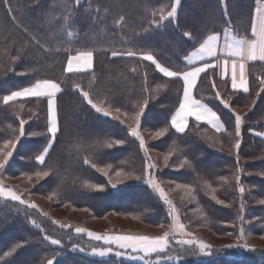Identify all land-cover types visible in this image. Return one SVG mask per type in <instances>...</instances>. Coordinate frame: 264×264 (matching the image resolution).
<instances>
[{
  "label": "trees",
  "instance_id": "16d2710c",
  "mask_svg": "<svg viewBox=\"0 0 264 264\" xmlns=\"http://www.w3.org/2000/svg\"><path fill=\"white\" fill-rule=\"evenodd\" d=\"M173 4L174 0H80L77 8L75 0H12L18 22L37 30L41 43L51 49L44 52L27 42L0 0V151L7 150L6 140L18 136L20 120L26 121L25 136L20 137L9 164L0 170L3 188L26 201L20 204L0 197V264H47L49 259L53 264H264V247L250 242L252 237L264 238V204L260 203L264 199V139L256 135L264 132V91L260 83L264 80V62L249 65L247 94L234 91L228 79L219 77L217 68L209 70L213 73L210 78L203 73L194 96L217 112L227 132L191 119L185 133L178 134L170 119L182 99V81L163 77L151 62L138 57L111 56L112 50L147 52L170 70H186L184 59L207 34L232 28L237 37L252 38L257 0H226V7L225 0H182L175 20L160 21L159 27L150 23L152 12L157 13L158 20V10L167 12ZM68 8L73 12L65 28L62 17ZM121 16L125 21L117 24ZM68 31L73 33L71 38ZM185 32L191 33L192 39ZM78 50L94 52V67L85 73H67V58ZM45 79L59 83L62 89L57 95L60 132L46 157V166L53 172L38 179L35 172L44 166H37L35 156L50 142L47 99L25 98L9 105L2 100L12 91ZM211 81H215V89ZM77 84L89 91L94 102L105 100L128 111L147 100L140 120L141 135L149 149L147 157L128 133V127L135 123L120 116L124 120L120 124L96 113L76 90ZM163 84L167 87H161ZM217 91L231 110L216 98ZM233 113L243 118L240 137L235 135ZM163 128H167L166 134L154 138ZM32 132L37 135H30ZM115 139L126 143L100 147ZM237 139L239 150L232 147ZM169 152L172 155L165 166L164 155ZM148 157L155 166L151 171L154 178L172 195L189 230L208 231L222 239L230 237L238 246L245 242L242 249L212 246L210 256H200L198 249L196 255H181L182 246L174 240L166 253H153L145 263L114 254L105 258L89 255L92 246L106 245L75 232L78 227L87 229V222L118 216L155 228H163L156 226L159 224L170 226L168 207L145 183ZM185 160L188 163L181 168ZM92 163L104 167L108 174L98 172ZM118 171L141 179L117 177ZM177 184L187 185L192 191ZM239 186L245 187L243 194ZM213 196L224 203H217ZM50 209L75 214L54 219ZM77 214H84L85 220L75 218ZM32 220L40 227H35ZM44 235L60 239L61 245H51ZM21 242L24 246L8 256ZM81 247L84 252L79 251ZM169 256V263L159 261Z\"/></svg>",
  "mask_w": 264,
  "mask_h": 264
},
{
  "label": "snow or ice",
  "instance_id": "6c2138e0",
  "mask_svg": "<svg viewBox=\"0 0 264 264\" xmlns=\"http://www.w3.org/2000/svg\"><path fill=\"white\" fill-rule=\"evenodd\" d=\"M5 5L6 11L8 12L9 18L15 25L17 29H19L22 33L26 35L27 42L33 44L34 46L40 47L44 52L51 51L50 48L45 47L41 40L38 38V31L35 29H31L26 25L18 22V15L14 12L12 7V0H2ZM182 0H174V4L171 9L167 12L160 8L159 11V19L157 20L155 17L157 13L152 12L153 19L150 21L152 25L159 27L160 21L165 20H175L178 15V7L181 4ZM76 7L79 8L80 0H75ZM257 4L259 5L255 10V17L251 24V36L253 39L248 38H235L231 31H226L224 33V43L221 45V36L219 34H207L206 38L202 39L199 43V47L194 51H191L190 55L186 56V64L190 67L187 70H170L169 67L162 66L153 54L147 52H137L133 50H125V51H111L112 57L117 56H128V57H138L140 60L149 61L152 65L155 66V69L158 70L163 77L166 78H176L182 81L183 84V93H182V102L179 103L178 111L175 112L174 115L171 116L170 124L171 127L175 130V133L183 134L186 129L189 127V120L193 119L195 122L200 123L203 122L207 125H210L218 132H227V129L224 127L223 122L221 121L219 115L212 108L207 106L204 103H201L199 100L193 98V89L197 85V81L200 79L201 74L208 73L209 78L213 75V73L209 72L210 69H215L218 66L222 68V70H226L231 64V88L236 91H242L247 94L249 92L248 80L245 75V65L247 61H260L264 62V0H257ZM226 7V0H225ZM97 13H99V9H96ZM73 9L68 8L67 13L62 17V21L64 27H68V21L72 16ZM56 19H61V17H56ZM95 19V17H94ZM125 18L121 16L117 21V24H123ZM148 31V29H145ZM36 34H33V33ZM68 37L71 38L73 33L72 31H68ZM184 35L189 39H192V34L189 32H185ZM59 51V49H57ZM65 51H69L65 49ZM228 57H233L237 59H232L229 61ZM19 58V57H16ZM94 52L92 50L87 51H77L76 54H69L66 63V72L67 73H85L89 72V70L94 67ZM199 62V63H198ZM135 71V68H133ZM21 75L24 72L20 73ZM224 72L222 71V75ZM93 79H95L93 75ZM146 79V76H145ZM262 88L264 91V80H261ZM211 86L213 89L216 88L215 81H211ZM161 87H167V84L161 85ZM76 90L80 92L84 100H86L87 104L90 105L91 109H93L96 113L101 114L104 117H111L112 119L118 120L120 124L124 123V120L120 119V116H124L126 119H130L135 123V127H128V133L131 137L135 138L139 142V147L142 149L147 157V153L149 149L146 147L145 140L141 135L140 131V120L141 116L144 114V107L147 105V100L145 99L143 104H137L136 110L128 111L119 106H113L110 103H106L105 100H101L99 102H94L93 98L90 96L89 91L84 90L80 87L79 84L76 85ZM61 92V87L59 83H56L51 80H41L37 81L34 85L25 87L22 90L12 91L10 94H6L3 96V104L9 105L10 102H14L20 99L25 98H46L47 99V107L49 114V125L47 127V132L49 134V140L54 142L57 136V133L60 132V122L59 116L56 106V95ZM216 98L220 100V103L224 108L231 110V106L228 102L220 97V92L217 91L215 93ZM259 95V93L257 94ZM23 104L19 105L20 108H23ZM113 112L118 115H113ZM235 117V135L236 137H240L241 135V124L243 118L233 113ZM26 121L20 120L18 136L8 139L4 142V148L6 151H0V170L5 168V165L9 164L10 158L13 156V152L16 149L17 143L19 142L20 137L25 136V125ZM167 132V128H163L159 131H156L154 134L155 137H161L165 135ZM30 135L35 136L37 133L32 132ZM256 135H262V133L257 132ZM126 143L125 140L115 139L111 142H106L101 144L100 147L111 148L114 145H123ZM236 150L240 148V141L237 139L232 145ZM52 148V143H48L45 148L35 156V162L37 166L41 167V170L35 172V176L38 179H43L52 174L53 169L48 168L46 166V157L49 156V152ZM172 155L171 152L164 155V164L168 166V160ZM147 169H153L155 166L151 162L150 157H148ZM85 164L89 163L88 159L83 161ZM188 161L185 160L183 164L180 165L182 168L184 164H187ZM237 163H239V157L237 156ZM98 172H103L107 175V171L104 167H99L96 163H92L91 165ZM251 174V173H249ZM264 175V174H262ZM117 177L124 176L125 178L141 179V176H136L133 174L125 175L123 172H116ZM31 179V176L28 177ZM226 179V178H222ZM236 184H240V176H236ZM146 185L152 190V192L158 194V198L162 200L163 204L168 207L169 215L173 220L172 228L173 233L179 232L182 235L190 236L191 233L184 232V225L180 223L177 211L174 206H172V202L168 199L164 188L161 186L162 182H158L156 178L152 176L149 172L147 174V179L145 181ZM88 187H97L100 188L102 186L99 185H87ZM113 187L115 185L113 184ZM177 187H188L189 191L192 189L187 185L177 184ZM214 191V190H213ZM238 191L240 194L245 192L244 186H239ZM0 197L10 198L12 201H18L20 204H25L26 201L21 198L20 195L16 194L11 190H5L3 185L0 184ZM50 198V196H49ZM213 199H217L215 196ZM217 203H224L221 200L217 199ZM261 204H264V199L260 201ZM29 207L36 208L35 204H29ZM83 211H88L89 209L84 208ZM31 223L39 228L40 225L36 220H32ZM157 227H164L163 224L156 225ZM61 228H64L65 225L61 224ZM75 232L86 233V235L94 240V241H102L103 245H108L109 247L103 246H92L90 248V255L105 258L108 257L109 254L113 253L112 245H115L117 249L123 250H131L133 253L137 255L132 257L133 259H144L145 256H150V254L156 253H166L169 248V236L173 233L165 232L161 237H149L143 235H101L91 231H86L84 228H76ZM241 234H243V230H241ZM175 238V237H173ZM44 240L49 241L51 245H61V240L57 238H52L51 236L44 235ZM175 243L177 245L182 246L180 249L181 255H196L197 249L199 254L204 256L212 255L211 246L204 242H197L192 239H176ZM196 245V247H193ZM24 246V243H16L11 251L7 253L8 256H11L17 249ZM187 246V247H184ZM79 251L84 252L85 249L83 247L79 248ZM143 254V255H140ZM115 256H121L122 253L120 251L114 252ZM172 259L171 256L168 257ZM47 264H53V260H47Z\"/></svg>",
  "mask_w": 264,
  "mask_h": 264
},
{
  "label": "rangeland",
  "instance_id": "374dc122",
  "mask_svg": "<svg viewBox=\"0 0 264 264\" xmlns=\"http://www.w3.org/2000/svg\"><path fill=\"white\" fill-rule=\"evenodd\" d=\"M146 170L148 171V173L150 172L152 174V176L154 177L153 173L151 172L153 169H147V167H146ZM146 177H147V175H146ZM162 187H163V185H162ZM5 190L7 191L10 189H5ZM165 193H166L167 197L170 198V201L172 202V206L175 207L180 223L184 225V232L185 233H191L190 236L182 235L178 231L173 233V228H172L173 220H172L171 216L169 217L170 226H168V228H166V227L155 228V227L150 226V225L141 224V223H138L136 221H131L128 219H123V218H120L118 216H110V217H107L105 220L87 222L85 225V226H87L86 231H91V232L101 234V235H143V236H149V237H161L164 235L165 232H169V233H173L172 235L169 236V247H170V245H173V243H174L173 241L176 239H192V240H195L197 242H204L206 244H209L211 246V249H212V246L224 247V248L236 246V247H238V249H242V246H243V244H245V242L240 243V246H238L237 240L230 238V237L222 239V238H217L216 236H214L212 233H210L208 231H204V230H200V229L189 230L188 227L183 223V217H182L181 213L176 208V206H177L176 201L171 198L172 195L169 196L168 192L165 191ZM38 200L45 207L51 208L50 204H47L43 200H40V199H38ZM49 212L54 219H58V218L59 219H66V216L70 217L73 214H75V213L71 214V213H69L63 209H52V210L50 209ZM83 217H84V214H77L75 216V218H77V219H83ZM84 220H85V217L81 221H84ZM84 234H86V233H84ZM173 237H175V238H173ZM250 242L253 246H257L258 248L264 247V238L252 237L250 239ZM106 247H109V246L106 245ZM111 247H113V253H111V254H114L115 251H120L122 253L121 256H124L126 259H129L131 261H135V262H139V263H145L146 258L149 257V256H145L144 259H138V258L133 259L132 257L136 256L137 254L133 253L130 249L129 250L117 249L115 247V245H112ZM124 252L128 253V255H123ZM140 255H143V254H140ZM91 256H93V255H91ZM200 256H204V255L200 254ZM204 257H206V256H204ZM171 260L172 259H167V258L166 259H159V261L161 263L162 262L169 263Z\"/></svg>",
  "mask_w": 264,
  "mask_h": 264
},
{
  "label": "crops",
  "instance_id": "0c3cea01",
  "mask_svg": "<svg viewBox=\"0 0 264 264\" xmlns=\"http://www.w3.org/2000/svg\"><path fill=\"white\" fill-rule=\"evenodd\" d=\"M259 5H257V7H258ZM256 7V8H257ZM256 10V9H255ZM254 17H255V11H254V15H253V20H254ZM231 31V33H232V35L235 37V38H237V39H241V38H243V37H237L236 35H235V33H234V31H233V29L232 28H225L224 30H223V32H221V33H217V34H219L220 36H221V45H223V43H224V39H225V37H224V33L226 32V31ZM249 39V38H248ZM250 39H253V37L252 38H250ZM249 39V40H250ZM199 47V46H198ZM197 47V48H198ZM194 51V50H193ZM190 55V54H189ZM228 59H229V61H231L232 59H237V58H233V57H228ZM184 62L186 63V58L184 59ZM254 62H260V61H254ZM253 61H247L246 62V65H245V75H246V78H247V80H248V67H249V65L251 64V63H254ZM199 63V62H198ZM187 67H190V66H188L187 65ZM217 69H218V74H219V77L220 78H222V79H228L230 82H231V64H229V66H228V68L226 69V70H222V68L221 67H217ZM92 70V69H91ZM91 70H89V71H91ZM187 70V69H186ZM222 71L224 72V74L222 75ZM202 75V74H201ZM199 81V80H198ZM198 81H197V84H198ZM34 85V84H33ZM248 85H249V80H248ZM32 86V85H31ZM197 86V85H196ZM195 89V88H194ZM194 89H193V98L194 99H196L195 98V96H194ZM20 90H22V89H20ZM249 90H250V87H249ZM61 91H62V89H61ZM239 92H242V91H239ZM60 93V92H59ZM59 93H57V95L59 94ZM10 94V93H9ZM57 95H56V106H57ZM198 100V99H197ZM200 101V100H199ZM181 102H182V99H181ZM201 103H204V102H202V101H200ZM205 104V103H204ZM207 105V104H206ZM208 106V105H207ZM176 111H178V109L176 110ZM175 111V112H176ZM175 114V113H174ZM173 114V115H174ZM48 116H49V114H48ZM191 120V119H190ZM189 120V121H190ZM224 125V124H223ZM210 126V125H209ZM214 129V128H213ZM187 130V129H186ZM257 136H259V137H261V138H263L264 139V132L262 133V135H257ZM49 143H54V142H52V141H50Z\"/></svg>",
  "mask_w": 264,
  "mask_h": 264
}]
</instances>
